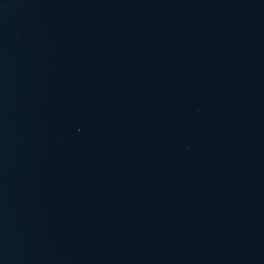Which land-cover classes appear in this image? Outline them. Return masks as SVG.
<instances>
[{
    "label": "water",
    "instance_id": "obj_1",
    "mask_svg": "<svg viewBox=\"0 0 264 264\" xmlns=\"http://www.w3.org/2000/svg\"><path fill=\"white\" fill-rule=\"evenodd\" d=\"M0 264H264V0H0Z\"/></svg>",
    "mask_w": 264,
    "mask_h": 264
}]
</instances>
